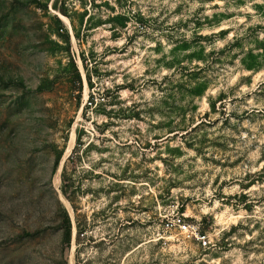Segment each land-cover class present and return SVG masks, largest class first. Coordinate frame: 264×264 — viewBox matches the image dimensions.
<instances>
[{"label": "rangeland", "instance_id": "374dc122", "mask_svg": "<svg viewBox=\"0 0 264 264\" xmlns=\"http://www.w3.org/2000/svg\"><path fill=\"white\" fill-rule=\"evenodd\" d=\"M0 264H264V0H0Z\"/></svg>", "mask_w": 264, "mask_h": 264}, {"label": "trees", "instance_id": "16d2710c", "mask_svg": "<svg viewBox=\"0 0 264 264\" xmlns=\"http://www.w3.org/2000/svg\"><path fill=\"white\" fill-rule=\"evenodd\" d=\"M54 8L56 9V7H54ZM59 11H60L61 14L67 16L64 10L59 9ZM58 22H59L60 28L63 29L64 28L63 23L60 20ZM75 36L77 37L78 35L76 34ZM65 38H66V41L69 40V36L67 34H66V37ZM83 62H84V60L82 59V63ZM85 78H86V81L88 80V82H90L89 81L90 80V77H89L88 73L85 74ZM78 82L81 85V82L82 81H81L80 76H78ZM60 157H61V154H58L57 157H56V160L54 162V169L57 167V165L59 163V160H60ZM65 188H66V185L64 183V186L62 187L61 191H62V193L66 197H68L69 195H68V192H67V190ZM60 227L63 229L62 241H63V243H65L66 245H68L70 243V239H71V223H70V219H69V216H68V214H67L66 211L63 214V219H62V222L60 224ZM39 233H40L39 230L38 231H34V232H30V233L29 232H26L24 234V236L33 237V236H36Z\"/></svg>", "mask_w": 264, "mask_h": 264}, {"label": "built area", "instance_id": "2783aa9c", "mask_svg": "<svg viewBox=\"0 0 264 264\" xmlns=\"http://www.w3.org/2000/svg\"><path fill=\"white\" fill-rule=\"evenodd\" d=\"M165 225L166 228H171L174 226L177 227L179 231L182 234H184L186 237L188 238L194 237L203 246H206L208 243L207 235L200 233L196 228V226L190 225L180 218H176L173 222L166 223Z\"/></svg>", "mask_w": 264, "mask_h": 264}, {"label": "bare ground", "instance_id": "6f19581e", "mask_svg": "<svg viewBox=\"0 0 264 264\" xmlns=\"http://www.w3.org/2000/svg\"><path fill=\"white\" fill-rule=\"evenodd\" d=\"M87 90L88 89H86V93H87ZM85 93V94H86ZM74 137H75V134H74V129L72 130V137H71V141H70V143L69 144H71L72 142H73V140H74ZM70 147H71V145H69V147L66 149V151H65V153H64V157H62V160H61V164L64 162V159H65V157L66 156H68V154H69V150H70ZM63 161V162H62ZM60 164V165H61ZM60 169V168H59ZM58 172H59V170H58ZM57 173V172H56ZM60 173V172H59ZM58 176V175H57ZM62 198V197H61ZM63 202H65V201H63ZM68 203V202H67ZM69 206V205H68ZM71 209V208H70ZM74 222V221H73ZM75 225V224H74ZM74 227V226H73ZM74 229V228H73ZM74 234V233H73ZM74 238V237H73ZM74 241V240H73ZM75 247V246H74ZM73 252V251H72ZM72 254V253H71ZM73 256V255H72Z\"/></svg>", "mask_w": 264, "mask_h": 264}, {"label": "water", "instance_id": "95a60500", "mask_svg": "<svg viewBox=\"0 0 264 264\" xmlns=\"http://www.w3.org/2000/svg\"><path fill=\"white\" fill-rule=\"evenodd\" d=\"M60 18V17H59Z\"/></svg>", "mask_w": 264, "mask_h": 264}]
</instances>
